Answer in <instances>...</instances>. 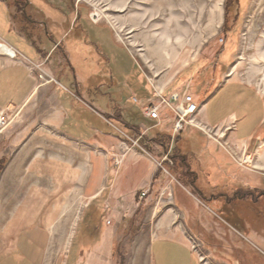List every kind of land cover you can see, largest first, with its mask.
Wrapping results in <instances>:
<instances>
[{"label": "rangeland", "instance_id": "1", "mask_svg": "<svg viewBox=\"0 0 264 264\" xmlns=\"http://www.w3.org/2000/svg\"><path fill=\"white\" fill-rule=\"evenodd\" d=\"M44 1L50 15L54 16L58 7L69 18L77 11L87 21L78 18L62 45L56 44L49 58L38 65L42 73L34 67L37 92L22 106L0 111V264H29L22 252L29 246L22 242L26 238L33 242L29 247L32 264H150L149 238L156 234L162 218L166 225L160 233H177L201 264H264V203L261 199L255 203L258 195L254 193L252 200L249 198L251 190L264 192V121L246 142L233 140L230 126L209 136L186 130L192 147L203 144V155L190 157L174 145L155 148L158 182L154 190L140 195L135 189L132 199L118 197V204L106 203L110 180L105 165L89 179L90 160L98 154L110 167H118L121 157L108 156L105 149L72 137L82 139L91 124L103 130L100 138L107 139L110 134L127 137L118 122L119 113L117 123L101 113L107 107L114 110L107 79L98 83V97L93 98L100 117L79 108L77 122H83L72 131L64 130L72 137L58 128L61 109L55 98L63 99V93L78 104L89 105L87 94L86 99L80 97L67 77L58 75L67 72L72 79L73 70L84 74L83 65H74L75 59L61 48L70 49L72 38L86 24L104 46H109L111 38L116 47L131 54L125 55L126 68L136 71L149 88L159 89L173 79L190 80L183 71L191 67L195 68L192 76L197 91L199 82L211 93L217 83L210 88V71L201 73L203 67L196 65L204 61L210 69L222 60L226 73L248 82L264 102V0H191V45L170 60L158 59L150 41L172 21L169 0ZM9 2L18 19L32 17L34 8L25 6L29 0ZM120 4L124 5L118 7ZM37 25H33L32 34L40 32ZM84 54L83 50L80 57ZM98 61H102L100 57ZM49 77L53 80L48 81ZM91 83L95 86L97 82ZM86 124L85 130L82 125ZM77 168L80 176H75ZM87 184L103 188L90 199Z\"/></svg>", "mask_w": 264, "mask_h": 264}, {"label": "crops", "instance_id": "2", "mask_svg": "<svg viewBox=\"0 0 264 264\" xmlns=\"http://www.w3.org/2000/svg\"><path fill=\"white\" fill-rule=\"evenodd\" d=\"M26 3L25 6L32 5L34 11L31 18L28 17L27 20L21 18L22 22L17 17V11L12 9L9 0H0V43L16 52L15 58L0 52V111L22 106L28 98L37 92L39 81L34 73V67L49 58L50 54L54 52L56 44L62 45V39H66L70 35L71 27L73 28L76 25L80 17V12L74 11V13H70L69 18L58 7L55 8L58 12H55L54 16L50 15L48 13L49 4L44 0H29V3ZM21 14H24L23 10ZM36 15L38 16L36 17ZM81 17L82 23H86L87 20ZM37 23L41 28H38L40 32L35 35V33H31V30L34 29L35 31L36 28L33 25H37ZM27 25L31 27L27 29ZM47 25H49V29H46ZM91 27L86 26V24L80 26L79 33L70 42V49L67 46L64 49L61 48L62 51L68 54L69 58L75 59L74 65H83L84 74L81 75L79 71L73 70V77L69 79L67 72L58 73L62 78L67 77L66 79L71 88H74L80 94V97L86 99L85 94H87L89 101L87 99L86 101L89 105L78 104L75 99L73 100V98L63 93L61 96L63 99H60L57 95H55V98L58 100V106L61 109L59 111L58 128L66 136L72 137L64 130L69 129L72 131L79 123L83 122V120L77 122L76 113L79 108L87 109L100 117L96 112L99 110L93 106L95 101L93 98L94 95L97 96L98 83L104 78L107 79L109 85L108 99L114 110L110 112L107 107L106 112H99L109 115L112 121L116 120L115 116L119 113L121 117L118 122L120 125L122 124L127 137L123 139L120 135L110 134L107 139L100 138L99 133H102V129L97 124L94 126L91 124L89 134H82V139L72 137L78 141L90 143L92 147L105 149L108 156L121 157L118 167H110L109 162H104L98 154H93L90 160L89 179L94 178L101 169H104L103 166L105 165V176L108 181L110 180L106 203L116 202L118 204V197L126 200L130 196V199H132L135 189L136 192L140 190V195L144 191L154 190L158 182L155 148L163 147V144L166 145L165 147L171 146L172 148L173 145L174 147L179 146V149L188 152L190 157L193 154L195 157L199 153L200 155L204 153L201 152L203 144L198 148H194L185 136V132L191 129L202 135L203 133L196 128L185 127L180 133L173 134V117L168 110L161 109L159 111V123L144 116L142 105L155 100L154 92H161L163 97H169L172 93L181 94L184 91L191 93L199 105V120L209 126L218 128L217 132L222 130L224 132L230 129L229 126L232 127L233 130L229 134L235 141L246 142L262 125L264 121L262 97L248 82L227 74L223 68L222 60L212 64L210 69L204 66V61H200L196 65L197 68L199 65L203 67L201 73L210 71L211 76L207 79L210 82L208 84L210 88L217 83L211 93L207 89L205 90L204 84L202 85L199 82L197 83L199 85L197 91L194 84L195 79L192 76L195 68L191 67L185 68L183 71L184 76L191 78L190 80L173 79L159 86V89L154 86L149 88L146 84H142V79L134 73L136 71H130L126 68L124 64L125 55L128 56L130 53L124 48L116 47L111 38L109 46H104L102 40ZM81 46H84V49H81ZM83 50L86 55L84 54L85 56L81 58L80 53ZM98 57L102 60L101 62L98 61ZM224 59H227L226 54ZM67 63L69 64V61ZM193 66L195 67V65ZM41 70L43 69L41 68ZM68 74H70L69 71ZM194 76L196 78V75ZM90 82L97 83H94V86L92 83L89 85ZM65 90L71 95V90V92ZM124 99L125 103L122 102ZM119 103L123 104L121 108H118ZM87 124L82 125L85 126V130L88 128ZM168 136H171L170 139ZM174 139L175 142H173ZM86 186L85 191L86 194L90 195V199L95 198L103 188V186L98 185L96 187V185L91 186V184ZM140 195L139 198H141ZM114 198H116V201ZM163 219L158 221L159 228L156 230V234L149 238L150 264H201L191 247L177 233H160L162 227L166 225ZM25 241L29 246L26 250L23 249L22 252H24V257L29 264H32L30 261L32 250L29 247L33 245V242L27 238L22 240V242ZM17 248L14 250L17 251ZM156 258H158L157 263Z\"/></svg>", "mask_w": 264, "mask_h": 264}, {"label": "built area", "instance_id": "3", "mask_svg": "<svg viewBox=\"0 0 264 264\" xmlns=\"http://www.w3.org/2000/svg\"><path fill=\"white\" fill-rule=\"evenodd\" d=\"M0 45H3L0 43ZM4 46V45H3ZM10 48V47H9ZM12 49V48H11ZM13 50V49H12ZM5 55L15 58L16 52L13 50L12 53L2 52ZM40 73L42 70L39 66ZM41 77V75H39ZM53 80L49 77L48 81ZM154 101H148L142 105V113L144 116L150 120L155 121L156 123L160 122V113L161 109L168 110L172 117V132L173 134L180 133L185 127L196 128L206 135L216 132L215 127L209 126L205 122H201L198 118L199 105L195 101L193 95L189 92L184 91L183 93H172L169 97H163L161 92H154ZM135 102L136 100L133 99ZM215 134V133H214ZM118 162L116 161L115 164ZM158 165L161 167L160 163Z\"/></svg>", "mask_w": 264, "mask_h": 264}, {"label": "bare ground", "instance_id": "4", "mask_svg": "<svg viewBox=\"0 0 264 264\" xmlns=\"http://www.w3.org/2000/svg\"><path fill=\"white\" fill-rule=\"evenodd\" d=\"M190 2L191 0H169V11L172 18V21H170L171 23L163 28L159 37H150V41H152L154 48L153 53L158 59L170 60L179 53L178 51L181 48L191 42L193 36L191 28L193 26L191 25L193 21L190 17ZM122 5L118 7H122ZM0 52L12 53L13 50L5 45H0ZM77 171L78 168L76 169L75 176L76 174L80 176Z\"/></svg>", "mask_w": 264, "mask_h": 264}, {"label": "flooded vegetation", "instance_id": "5", "mask_svg": "<svg viewBox=\"0 0 264 264\" xmlns=\"http://www.w3.org/2000/svg\"><path fill=\"white\" fill-rule=\"evenodd\" d=\"M254 189H256V188H254ZM255 194V195H258V197L257 198H255V203H257L258 202V199H261L262 201H263V203H264V192H260L259 191V193H258V190H256L255 192L253 191V190H251V191H249V198L252 200V197L253 196H251V194ZM261 197V198H260ZM237 198V197H236Z\"/></svg>", "mask_w": 264, "mask_h": 264}, {"label": "trees", "instance_id": "6", "mask_svg": "<svg viewBox=\"0 0 264 264\" xmlns=\"http://www.w3.org/2000/svg\"><path fill=\"white\" fill-rule=\"evenodd\" d=\"M102 131H103V130H102ZM168 137H169V139H170L171 136H168ZM173 142H175V139L173 140ZM163 145L166 146L165 144H163Z\"/></svg>", "mask_w": 264, "mask_h": 264}]
</instances>
